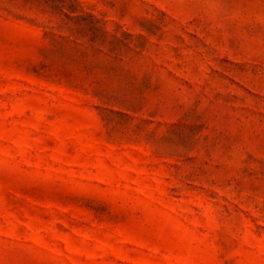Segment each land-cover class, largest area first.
<instances>
[{
  "label": "rangeland",
  "instance_id": "obj_1",
  "mask_svg": "<svg viewBox=\"0 0 264 264\" xmlns=\"http://www.w3.org/2000/svg\"><path fill=\"white\" fill-rule=\"evenodd\" d=\"M0 264H264V0H0Z\"/></svg>",
  "mask_w": 264,
  "mask_h": 264
}]
</instances>
